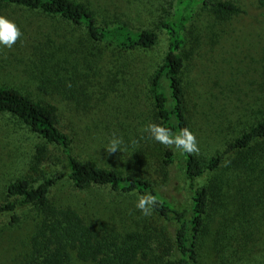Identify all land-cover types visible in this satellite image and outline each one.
Wrapping results in <instances>:
<instances>
[{
  "label": "rangeland",
  "instance_id": "374dc122",
  "mask_svg": "<svg viewBox=\"0 0 264 264\" xmlns=\"http://www.w3.org/2000/svg\"><path fill=\"white\" fill-rule=\"evenodd\" d=\"M79 1L94 9L99 20L135 29L153 28L165 11L163 0ZM234 1L242 11L232 18L220 19L201 8L190 27L194 40L184 71L185 106L199 147L196 154L203 158L264 115V6L257 0ZM0 16L22 33L11 47L0 44V83L55 105L59 127L70 135L78 158L149 177L173 203L189 201L179 164H163L167 145L147 130L156 125L150 79L167 50L164 32L154 49L127 52L95 42L82 26L40 10L0 1ZM114 141L117 150L109 152ZM43 143L12 114L0 113V203L9 183L23 177L40 181L32 165L36 147ZM41 169L48 175L63 170L54 154ZM141 196L146 195L116 193L107 186L77 189L67 177L51 192L54 201L77 208L99 233L146 229L164 238V220L152 208L145 216L136 207ZM9 221L10 214L0 217V264H18L25 256L37 215L29 209L22 211L20 223ZM254 244L261 245L247 264L264 254V239ZM159 250L157 246L152 255ZM203 259L217 264L209 250ZM159 262L155 256L144 263Z\"/></svg>",
  "mask_w": 264,
  "mask_h": 264
},
{
  "label": "trees",
  "instance_id": "16d2710c",
  "mask_svg": "<svg viewBox=\"0 0 264 264\" xmlns=\"http://www.w3.org/2000/svg\"><path fill=\"white\" fill-rule=\"evenodd\" d=\"M0 1L60 16L82 26L93 41L127 52L154 49L164 32L167 50L151 76L150 92L156 125L169 130L173 138L183 129L192 131L184 71L194 40L190 27L198 9H208L224 20L242 11L234 0H163L164 14L154 27L135 29L128 23L99 20L94 9L79 0ZM257 1L264 6V0ZM5 112L44 139L36 147L32 165L40 172V181L23 177L9 183L6 199L0 203V217L10 214L11 225L20 223L22 211L32 209L37 215L29 250L18 264H145L155 256L159 264H205L202 258L207 250L217 264H247L260 248L254 242L264 239V115L206 158L167 145L163 164L177 161L189 192V201L178 205L163 196L149 177L123 174L78 158L70 135L59 127L55 105L0 83V113ZM53 154L63 170L48 175L41 164ZM65 177L77 189L107 186L116 193L154 197L152 209L166 223L165 240L146 229L97 232L77 208L51 197ZM157 246L160 250L153 256ZM250 264H264V254Z\"/></svg>",
  "mask_w": 264,
  "mask_h": 264
},
{
  "label": "clouds",
  "instance_id": "9594fccd",
  "mask_svg": "<svg viewBox=\"0 0 264 264\" xmlns=\"http://www.w3.org/2000/svg\"><path fill=\"white\" fill-rule=\"evenodd\" d=\"M21 35L22 33L14 22L5 16H0V44L11 47ZM147 130L152 133L154 139L159 143L165 145L174 144L176 148L189 154L199 152L196 137L188 129H183L181 134L174 138L170 135L169 130L161 126L149 125ZM117 143V141L112 143L109 152H115L117 150ZM155 204L156 200L154 197L141 196L136 204V207L141 210L143 215L147 216L151 214V208Z\"/></svg>",
  "mask_w": 264,
  "mask_h": 264
}]
</instances>
